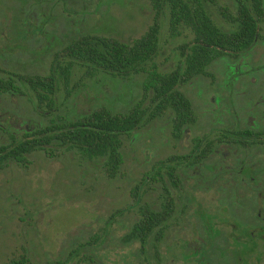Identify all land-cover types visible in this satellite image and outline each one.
I'll return each instance as SVG.
<instances>
[{
    "label": "rangeland",
    "instance_id": "374dc122",
    "mask_svg": "<svg viewBox=\"0 0 264 264\" xmlns=\"http://www.w3.org/2000/svg\"><path fill=\"white\" fill-rule=\"evenodd\" d=\"M203 3L218 26L232 27L227 14L236 11L233 0ZM164 9L159 51L154 57L155 67L162 73L177 66L182 46L193 37L184 24L171 31L167 6ZM156 16L153 0H0V66L30 75L54 72L57 79L54 109L49 112H45L43 100L36 106L35 93L28 86L22 94H0V144L8 143L14 134L20 137L24 131L43 126L66 109L81 112L104 107L124 113L138 103L147 106L152 94L143 88L146 72L112 77L101 69L72 62L69 83L65 84L59 77V66L69 63L65 46L79 36L131 41L141 36ZM25 18L39 26L38 30L27 31L26 23L20 22ZM234 69L238 70L235 78L231 76ZM0 75L4 76L1 70ZM179 89L191 101L193 118L175 136L170 110H166L123 136V163L114 176L108 175L100 159L65 146L34 149L24 163L2 165L0 264H11L21 254L36 264L145 263L152 252L148 237L142 243L127 233L142 217L140 210L162 206L161 184L147 176L152 165L158 159L167 163V157L187 152L194 138L203 133L216 137L231 129L232 116L241 119V126L247 125L245 120L250 116H264V15L249 49L215 59L207 73L193 76ZM216 147L218 153L209 162L234 161L228 144L219 142ZM237 152L243 156V150ZM160 170L163 172L165 166ZM194 179L193 175L188 177L190 184ZM189 186L186 191L192 198L180 224L182 236L196 226V211L214 210L215 205L209 198L211 192L197 187L190 190ZM93 234L105 238L101 243L90 240L95 244L91 249L68 256L71 248ZM164 240L157 246L161 254ZM84 252L94 258L93 262L81 259Z\"/></svg>",
    "mask_w": 264,
    "mask_h": 264
},
{
    "label": "trees",
    "instance_id": "16d2710c",
    "mask_svg": "<svg viewBox=\"0 0 264 264\" xmlns=\"http://www.w3.org/2000/svg\"><path fill=\"white\" fill-rule=\"evenodd\" d=\"M233 1L236 11L227 14L232 24L230 29H223L213 21L203 0H153L157 16L141 36L121 41L111 36L85 34L68 43L65 51L71 60L65 64L66 67L59 66V77L65 84L69 83L72 62L101 69L112 77L126 78L134 73L146 72L143 88L152 94L150 102L147 106L135 104L124 113H115L104 107L81 112L66 109L32 132L20 137L12 135L8 143L0 144V167L12 161L24 163L28 153L34 149L65 146L75 147L90 158L100 159L108 175L114 176L123 163L120 149L123 136L129 135L145 120L170 110L172 129L178 134L193 118L191 101L179 85L193 76L207 73V67L216 58L249 49L259 34V21L264 15L263 0ZM165 6L171 31L184 24L191 29L193 37L182 46V58L177 66L170 72L162 73L155 67L154 57L159 51L160 18L166 11ZM53 73L27 74L24 77L35 93L36 106L41 100L45 102V112L54 109L57 79ZM11 77L8 80L0 75V91L2 85L7 88L8 81L10 89L16 88ZM230 131L222 130L220 137H229ZM195 154L196 151H193L192 155ZM145 210L148 211L140 210L142 217L133 226L138 229L142 243L152 227V219L143 213ZM77 250L73 249L72 253ZM11 264L36 263L31 262L26 254H21Z\"/></svg>",
    "mask_w": 264,
    "mask_h": 264
},
{
    "label": "flooded vegetation",
    "instance_id": "af4514ba",
    "mask_svg": "<svg viewBox=\"0 0 264 264\" xmlns=\"http://www.w3.org/2000/svg\"><path fill=\"white\" fill-rule=\"evenodd\" d=\"M20 22L26 23L27 31L39 28L26 18ZM0 70L8 80L11 75L16 84L12 90L8 87L10 81L6 82L8 86L4 88L2 85L0 94H22L23 88L28 86L24 79L27 74L8 67L0 66ZM237 73L238 70L234 69L231 76L235 78ZM258 117L250 116V120H245L247 125L241 126V119L232 116L229 137H220V132L216 137H211V132L203 133L194 138L187 152L167 157V163L158 159L152 165L149 177L161 184L164 200L160 209L144 213L152 219L147 236L152 252L141 264H264V116ZM32 131H24L22 135ZM172 133L179 136L181 131ZM219 142L230 146L233 162L220 163L218 159L209 162L217 155ZM238 150L244 151L243 156H237ZM193 151H196L195 155H192ZM162 166H165L163 172L160 170ZM191 175L195 179L190 184L188 177ZM187 184L190 190L197 187L202 192H211L209 198L215 205L214 210L196 211V226L182 236L180 224L192 198L190 191H186ZM172 232L175 233L172 235ZM127 234L130 239L139 238L137 228L132 227ZM104 238L93 234L90 239L71 248L68 256L74 254L73 249H78L75 253L91 249L95 244L90 240L101 243ZM163 238L164 254H161L157 246ZM83 255L82 260L87 258L93 262L94 258L87 252Z\"/></svg>",
    "mask_w": 264,
    "mask_h": 264
}]
</instances>
